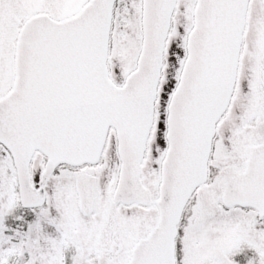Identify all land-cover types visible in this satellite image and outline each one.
I'll use <instances>...</instances> for the list:
<instances>
[{"label": "snow or ice", "instance_id": "1", "mask_svg": "<svg viewBox=\"0 0 264 264\" xmlns=\"http://www.w3.org/2000/svg\"><path fill=\"white\" fill-rule=\"evenodd\" d=\"M0 264H264V0H0Z\"/></svg>", "mask_w": 264, "mask_h": 264}]
</instances>
